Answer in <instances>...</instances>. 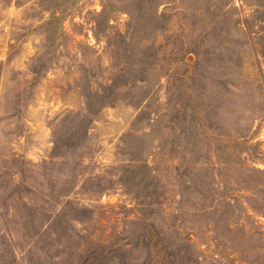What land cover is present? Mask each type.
Segmentation results:
<instances>
[{"label": "rangeland", "instance_id": "obj_1", "mask_svg": "<svg viewBox=\"0 0 264 264\" xmlns=\"http://www.w3.org/2000/svg\"><path fill=\"white\" fill-rule=\"evenodd\" d=\"M0 264H264V0H0Z\"/></svg>", "mask_w": 264, "mask_h": 264}]
</instances>
